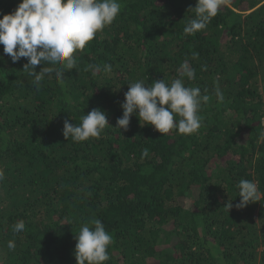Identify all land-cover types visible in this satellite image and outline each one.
<instances>
[{
    "label": "trees",
    "instance_id": "16d2710c",
    "mask_svg": "<svg viewBox=\"0 0 264 264\" xmlns=\"http://www.w3.org/2000/svg\"><path fill=\"white\" fill-rule=\"evenodd\" d=\"M20 2L0 0V18ZM120 3L63 85L51 73L37 88L26 58L13 63L0 45V264H77L75 236L93 219L113 237L104 264H264V196L236 207L241 179L264 193V0H227L194 35L183 29L196 0ZM185 60L196 76L185 86L211 97L199 130L162 135L135 115L118 129L128 85L170 84ZM94 109L108 121L101 136L65 140L64 121Z\"/></svg>",
    "mask_w": 264,
    "mask_h": 264
},
{
    "label": "clouds",
    "instance_id": "9594fccd",
    "mask_svg": "<svg viewBox=\"0 0 264 264\" xmlns=\"http://www.w3.org/2000/svg\"><path fill=\"white\" fill-rule=\"evenodd\" d=\"M227 0H196V6L191 9L195 17L184 27L185 35H194L205 30ZM120 0H21L16 9L0 18V45L3 53L18 62L26 58L23 72L33 77L31 83L39 88L42 80L48 74L55 73L59 84L64 83V73L77 68L75 53L85 49L98 33L110 26L121 12ZM198 53L192 54L197 59ZM2 59V57H0ZM53 67H46L45 65ZM38 65H43L39 72ZM203 70H206L203 69ZM84 71L92 75L101 72H112L110 64H89ZM181 78L171 83L164 79L146 86L143 80L130 83L125 93L122 117L116 122L118 129L128 130L130 118L138 116L144 125L152 126L160 134H167L175 129L178 134L191 135L201 127L202 117L199 115L202 104L210 101L208 94H201L199 87H186L183 77L191 81L196 78L195 69L185 60L178 69ZM207 92V89H205ZM218 101L224 99L219 87L214 89ZM178 118V119H177ZM80 124L64 121L63 136L75 142H85L90 138H99L108 125L104 111L94 109L80 117ZM147 155V151L143 153ZM260 154H257V159ZM4 179L0 172V181ZM239 189L238 209H243L250 203L259 201L264 193L258 189L257 182L241 179ZM226 207L230 210L232 203ZM83 224L75 236V259L77 264H104L110 259L108 247L113 237L105 230L99 219ZM26 228L23 220L12 226L14 233L23 232ZM7 247L15 248V242L9 241Z\"/></svg>",
    "mask_w": 264,
    "mask_h": 264
}]
</instances>
